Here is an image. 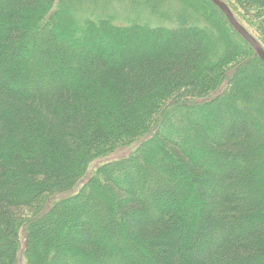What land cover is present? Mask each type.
<instances>
[{
	"label": "trees",
	"instance_id": "1",
	"mask_svg": "<svg viewBox=\"0 0 264 264\" xmlns=\"http://www.w3.org/2000/svg\"><path fill=\"white\" fill-rule=\"evenodd\" d=\"M222 1L264 50V0ZM21 233L26 264H264V64L208 0H0V264Z\"/></svg>",
	"mask_w": 264,
	"mask_h": 264
},
{
	"label": "rangeland",
	"instance_id": "2",
	"mask_svg": "<svg viewBox=\"0 0 264 264\" xmlns=\"http://www.w3.org/2000/svg\"><path fill=\"white\" fill-rule=\"evenodd\" d=\"M120 6L117 7V4H114V10L117 11V14L118 16L125 22V23H128L129 20H131V18H134L136 17L137 14L140 13V16L142 19H145L147 20V18L149 17V14L148 12L145 10H143L139 5L137 6H132V8H129L127 3L124 4H119ZM202 8V7H201ZM189 13V15L191 17H193V22L197 25V24H200L199 22H196L197 21V16L196 14L201 12L200 9H198L197 7H194L193 10H187ZM202 11H203V14L202 15H206L207 14V11L205 9L202 8ZM208 15H209V18L210 16H212V18H215L214 15H211L210 12H208ZM79 17H82L83 16V13L81 14H78ZM118 18V19H120ZM120 19V20H121ZM153 22H157V21H153ZM251 30H253V28L251 27L250 28ZM213 52V51H212ZM250 84V81H248L246 83V85L248 86ZM255 88H261V84H257L256 83H253L252 85H255ZM247 94L248 96L250 97L251 95V91H247ZM252 98H253V95H252ZM254 102H257V99L254 98ZM127 140L126 141H123L121 142L120 144H118L116 147H113V148H110L112 150V152H110L109 154H107L106 156L104 157H101L95 161H93L91 164H90V168L91 170L88 171L85 176L88 177L91 175V173H93L94 171V168H98V166L104 162H107V161H112L114 159H117V160H120V159H123L124 157H127L130 153V151L134 148V146L136 147L137 146V143H129V144H126ZM133 142V141H132ZM139 143V142H138ZM84 180V179H83ZM82 180V181H83ZM75 189H73L72 191H75ZM21 247H20V250L18 252V256H17V259H16V262L17 264H26L25 262V257H24V254H23V249H24V240H23V234L21 233Z\"/></svg>",
	"mask_w": 264,
	"mask_h": 264
},
{
	"label": "water",
	"instance_id": "3",
	"mask_svg": "<svg viewBox=\"0 0 264 264\" xmlns=\"http://www.w3.org/2000/svg\"><path fill=\"white\" fill-rule=\"evenodd\" d=\"M225 17L228 24L247 42L254 50L259 60L264 64V50L259 43L235 20L230 9L222 0H208Z\"/></svg>",
	"mask_w": 264,
	"mask_h": 264
}]
</instances>
